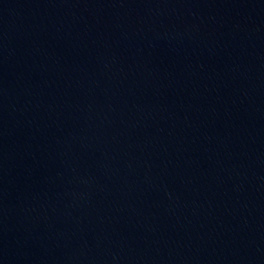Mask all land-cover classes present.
Instances as JSON below:
<instances>
[{"label": "water", "instance_id": "water-1", "mask_svg": "<svg viewBox=\"0 0 264 264\" xmlns=\"http://www.w3.org/2000/svg\"><path fill=\"white\" fill-rule=\"evenodd\" d=\"M0 264H264V0H0Z\"/></svg>", "mask_w": 264, "mask_h": 264}]
</instances>
